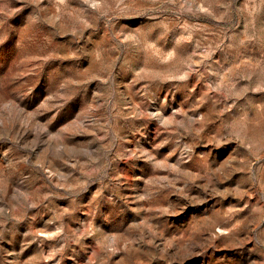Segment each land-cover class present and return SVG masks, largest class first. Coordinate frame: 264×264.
<instances>
[{
    "label": "rangeland",
    "instance_id": "obj_1",
    "mask_svg": "<svg viewBox=\"0 0 264 264\" xmlns=\"http://www.w3.org/2000/svg\"><path fill=\"white\" fill-rule=\"evenodd\" d=\"M0 264H264V0H0Z\"/></svg>",
    "mask_w": 264,
    "mask_h": 264
}]
</instances>
